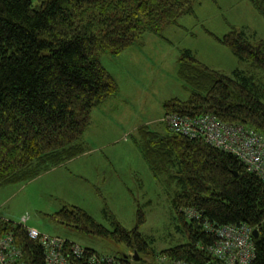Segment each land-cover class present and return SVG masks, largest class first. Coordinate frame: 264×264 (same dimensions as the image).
Instances as JSON below:
<instances>
[{
    "label": "trees",
    "instance_id": "obj_1",
    "mask_svg": "<svg viewBox=\"0 0 264 264\" xmlns=\"http://www.w3.org/2000/svg\"><path fill=\"white\" fill-rule=\"evenodd\" d=\"M195 1L0 0V187L30 182L84 153L81 142L93 110L118 93L98 56L119 55L144 35H158L191 13ZM251 3L264 17V0ZM220 43L264 73L263 44L252 45L238 31ZM178 77L192 94L185 102H165L164 115L210 116L264 135V89L260 94L254 88L252 73L220 75L186 52L178 62ZM163 127L159 133L142 126L132 136L154 177L177 189L171 207L187 243L160 255L170 262L208 264L212 256L205 249L216 237L204 225H246L259 233L252 237L250 264H264V183L235 155ZM188 209L199 220L188 219ZM50 219L147 254L148 244L137 228L128 232L113 222L115 229L109 231L79 208H63ZM142 222L139 211L138 225ZM3 224L25 264L44 263L42 248L22 224ZM114 259L136 264L130 256Z\"/></svg>",
    "mask_w": 264,
    "mask_h": 264
},
{
    "label": "rangeland",
    "instance_id": "obj_2",
    "mask_svg": "<svg viewBox=\"0 0 264 264\" xmlns=\"http://www.w3.org/2000/svg\"><path fill=\"white\" fill-rule=\"evenodd\" d=\"M191 8V13L158 35H145L138 41L142 42L140 48L131 46L119 55L98 56L119 89L130 81L146 86L145 95L139 98V112L131 124L163 133L164 103L174 99L185 102L190 98L192 91L177 74L179 59L186 52L220 75L232 77L234 71L252 73L254 88L262 94L264 73L239 60L220 43L228 33L238 31L252 45H264V17L251 0H197ZM126 60L136 69L127 66ZM137 107L131 105V115L132 108ZM95 133L97 136V130ZM94 140L95 135L89 138L91 150L82 161L56 172L42 171L30 182L0 187V218L36 229L48 237L65 239L99 255L116 258L133 255L123 245L84 235L50 219V215L63 208H79L109 231L115 229L113 222L128 232L137 228L148 244V251L139 255L136 264H185L170 262L160 255L166 249L187 243L177 231L178 222L171 207L176 187H168L164 180L154 177L132 137H115L114 144L101 153L93 150L97 147ZM139 211L143 216L140 225Z\"/></svg>",
    "mask_w": 264,
    "mask_h": 264
},
{
    "label": "built area",
    "instance_id": "obj_3",
    "mask_svg": "<svg viewBox=\"0 0 264 264\" xmlns=\"http://www.w3.org/2000/svg\"><path fill=\"white\" fill-rule=\"evenodd\" d=\"M162 122L173 134L189 140L201 139L207 145L235 155L249 172L254 173L264 183L263 134L244 126L228 125L210 116L191 119L169 114L164 116ZM184 213L188 219L200 218L191 209ZM2 223L8 222L0 218V264H25L13 234L6 231L5 224L1 225ZM25 229L27 237L42 248L43 264H74V261L79 264H128L110 256L87 251L63 239L42 235L36 229ZM204 229L216 237L214 244L205 249L212 256L208 264H250L254 259L252 228L246 225L212 228L205 224Z\"/></svg>",
    "mask_w": 264,
    "mask_h": 264
},
{
    "label": "crops",
    "instance_id": "obj_4",
    "mask_svg": "<svg viewBox=\"0 0 264 264\" xmlns=\"http://www.w3.org/2000/svg\"><path fill=\"white\" fill-rule=\"evenodd\" d=\"M141 45L142 42H136L132 46H137V48H140ZM124 63L130 68L136 69L133 63L130 62L129 64L127 60L124 61ZM128 87L129 89L127 90ZM141 87H144V89L141 90ZM145 88L146 86L143 83L142 86H140L139 82H135V81L127 82L126 84H123L121 89L118 88V93L113 98L106 100L96 109H94L91 114L90 124L86 129V132L84 133L81 142L85 149V152L77 156L76 158L67 161L66 163H64L63 165L57 168L50 169L48 173L56 172L58 170H61L63 167H65V165L77 163L79 161H82L85 156L88 157L86 154L89 153L88 150H91V148L89 147L91 144L89 138H91L94 135H95L94 141L95 144H97V147L93 150L99 153H101L102 150H104V148H106L108 145L114 144L115 137L118 136V138H124V137L129 138L135 135L137 130L142 126L131 124L132 123L131 120L137 117L141 103V100L139 101V98L141 97V95L142 96L145 95ZM135 92H136V97L134 98ZM124 93H125V97L123 96ZM129 100H132V103ZM132 104H135L138 107L135 109L132 108V115H131ZM142 104L144 105V101H142ZM95 130H97V136ZM93 156L95 158L99 157L97 155H93Z\"/></svg>",
    "mask_w": 264,
    "mask_h": 264
},
{
    "label": "water",
    "instance_id": "obj_5",
    "mask_svg": "<svg viewBox=\"0 0 264 264\" xmlns=\"http://www.w3.org/2000/svg\"><path fill=\"white\" fill-rule=\"evenodd\" d=\"M235 176H237V175L235 174ZM252 236H253L254 239H257L258 236H259L258 231H257V230H254V231L252 232ZM132 259H133V261H135V262H138V261H139V255H138V253H137L136 251H133Z\"/></svg>",
    "mask_w": 264,
    "mask_h": 264
},
{
    "label": "bare ground",
    "instance_id": "obj_6",
    "mask_svg": "<svg viewBox=\"0 0 264 264\" xmlns=\"http://www.w3.org/2000/svg\"><path fill=\"white\" fill-rule=\"evenodd\" d=\"M164 116H166V115H163V117L161 118V122H162V119L164 118ZM163 123V122H162ZM164 124V123H163ZM253 231H254V229H253ZM252 231V232H253ZM253 237V236H252ZM63 240H65V239H63ZM65 241H67V240H65ZM67 242H69V241H67ZM71 243V242H70ZM21 258L23 259V257H22V252H21Z\"/></svg>",
    "mask_w": 264,
    "mask_h": 264
}]
</instances>
